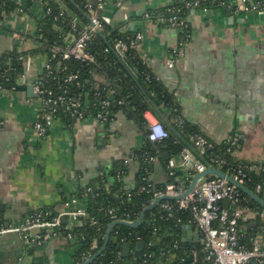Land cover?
Segmentation results:
<instances>
[{"label":"crops","instance_id":"crops-1","mask_svg":"<svg viewBox=\"0 0 264 264\" xmlns=\"http://www.w3.org/2000/svg\"><path fill=\"white\" fill-rule=\"evenodd\" d=\"M10 1L18 8L0 19V63L12 52L30 56L29 52L40 46L34 37L39 20L45 16L39 0ZM105 1V14L121 24L123 32L142 34L138 52L174 93L184 119L216 143L235 134L240 142L237 158L243 163L264 164V15L191 9L186 19L190 38L171 67L167 62L180 49V32L144 16L184 0ZM22 8L24 12L20 13ZM46 62V55H31L32 76L24 83L19 81L20 89H0L3 226L20 224L27 214L47 206L65 212L68 207L61 202L64 198L89 187L99 189L101 170H110L117 162L126 166L122 177L126 189L136 186L140 172L135 150L143 146L145 130L125 113L116 114L105 127L90 116L71 126L56 121L45 137L36 135L34 125L41 104L24 88L33 83ZM95 78L104 81L102 75ZM147 118L157 117L147 111ZM167 170L162 162L152 164L149 178L155 187L163 188L168 183ZM184 225L193 228L184 230ZM178 230L182 243H201L195 225L179 223ZM70 240L59 237L32 245L17 233L0 235V264H74L78 246ZM186 261L192 262L191 255Z\"/></svg>","mask_w":264,"mask_h":264},{"label":"trees","instance_id":"trees-1","mask_svg":"<svg viewBox=\"0 0 264 264\" xmlns=\"http://www.w3.org/2000/svg\"><path fill=\"white\" fill-rule=\"evenodd\" d=\"M33 1L38 0H30V3ZM39 1L43 4L45 16L39 20L34 38L40 46L29 53L31 55L42 54L52 58L55 54L52 52L54 47L66 48L65 38L72 32L73 16L77 17L80 22L87 23L88 19L84 7L86 0H59L64 3L66 9L61 7L57 0ZM256 1L261 2L264 6V0ZM224 2L227 7L221 3H214L211 7L222 9L228 15L246 13L241 10L238 11L237 7L233 6V0H224ZM17 8L13 1L0 0V19L3 14H10ZM188 12L185 3L180 1L155 13L147 14L152 20L161 16L169 18L173 15L186 20ZM77 26L80 27L79 24ZM128 33L106 28L103 32L98 33L88 45V50L96 57L95 64L71 60L65 62L66 71L45 72L41 76L44 78L45 88L53 90L57 95L63 94V89L66 90L65 86L68 87L65 96L68 99L79 98L81 100V110L85 117L96 116L102 109V102L111 98L108 121L102 126H108L115 119L116 114L122 112L129 118L136 120L140 127L145 130L144 144L135 150L136 160L140 164V172L133 189L125 188L122 177L127 169L126 166L121 165V162H117L110 170H101V174L97 178L101 183L99 189L90 187L82 189L75 195L61 201L65 205L72 198H75L80 202V206L88 211V216L83 219L81 226L67 229V224L63 222L57 231L63 238L71 234V240H74L78 246L73 255L74 264H85L103 247L105 234L110 225L119 220L136 221L143 211L153 204L154 193L161 188L155 187L149 178L152 169L150 162L152 157H158L168 169L169 161L172 158L181 156L186 148H193L194 139L203 136L214 144V148L208 152L211 158L199 157L204 162L217 167L215 161L223 160L225 165L221 166V170L231 176L239 168L247 169L250 165L256 164L243 163L237 158L240 142L236 146H231L228 140L216 143L199 129L190 125L182 116L174 93L167 89L154 75L137 48L129 49L125 53L116 52L113 47L114 40L127 39ZM179 35L180 40L186 44L190 38L189 26L183 29ZM27 55V52L15 51L0 63V86L3 89L7 85H11L12 88L17 87L24 72V64L20 60V56L25 57ZM60 55L61 51L57 52L52 59L53 67L61 60ZM6 70H8L7 74L10 78L8 81H5L4 78ZM70 72L77 73L80 79L78 82L65 84L64 80L67 73ZM97 74L102 75L108 84L96 80ZM111 90L115 91L113 95L110 94ZM147 111H153L164 124L169 133L167 139L158 143H152L147 139L148 125L145 119ZM56 118L67 126H71L75 122V118L63 107H59ZM179 119L182 122H178ZM234 135L232 134L231 137ZM165 153L169 154L168 160H165ZM256 165L263 166L264 169V164ZM193 175V171H177L175 175L169 177V182L183 184L188 188ZM257 184L263 185V190L259 193L256 192ZM244 186L264 200V171H249ZM141 187H145V190L141 191ZM246 199L247 202L243 203L242 206L257 212L258 217L240 220V231L245 239L257 235L264 237V219L261 218L264 208L248 195H246ZM162 203L175 206L171 216L162 210ZM55 208L56 206H47L32 211L27 214L26 218L37 215L52 219L60 213ZM190 218L191 212L189 210H180L177 208L175 200L165 199L157 207L146 212L144 221L138 228L125 225L115 226L105 250L91 264H194L193 260L191 263L186 261L187 256L191 255L193 251L199 252L200 260L196 264H203L205 254L202 243L195 246L187 245L182 243L179 237V223ZM140 241L146 243V246L143 255L137 256L135 247ZM126 243L132 245V252L128 257H123L122 248Z\"/></svg>","mask_w":264,"mask_h":264},{"label":"built area","instance_id":"built-area-1","mask_svg":"<svg viewBox=\"0 0 264 264\" xmlns=\"http://www.w3.org/2000/svg\"><path fill=\"white\" fill-rule=\"evenodd\" d=\"M183 2L188 11L191 9H201L205 13L214 9L211 7L214 3H221V5L227 7L224 0H184ZM105 3V0L85 2L84 7L88 19L87 23H82L77 17L73 16V22L71 24L72 32L65 38L66 48L54 47L52 49V52L55 54L61 51V60L53 67L51 62L55 54L52 58L47 56V62L42 72L35 77L33 94L41 104V112L38 122L34 125V130L39 138L45 137L56 121H60L56 118L59 107L65 108V111L69 112L75 118V122L86 118L84 112L81 110V100L79 98L68 99L65 96L68 87L65 86L66 90L63 89V94L57 95L53 90L45 88L44 78L41 76L45 72L66 71L67 67L65 62L71 60L86 64L96 63V57L88 50V45L93 41L95 36L103 32L106 28H113L122 32L121 24H117L112 16L105 14ZM208 4L210 6H207ZM233 6L237 7L238 11L241 10L246 13L264 15V6L256 0H233ZM229 7H232V5H229ZM23 12V8L20 9V13ZM144 17L150 19L148 14ZM154 21H157L167 28L176 29L179 32H182L183 29L188 27L187 21L179 18L177 15L169 18L161 16ZM78 24L80 27L77 26ZM128 35L127 39L114 40L113 47L117 53H125L129 49L139 48L143 39L142 34L134 32L128 33ZM184 45L185 43L180 41V49L174 51L173 56L167 62L169 66H174L176 57L182 54V47ZM20 60L24 64V72L21 78L26 80L32 76L31 55L25 57L20 56ZM7 71H5L4 75L5 81L10 80ZM79 79L80 76L77 73L70 72L67 73L64 83L71 84L78 82ZM103 80V83L108 84L105 78ZM0 89L3 88L0 86ZM114 93L115 91H110L111 95ZM110 107L111 98H107L102 102L100 112L94 116L100 124L108 121ZM178 122H182V120L179 119ZM147 125V139L150 142L158 143L169 137L168 131L159 119L147 118ZM228 142L231 146L238 145V136L234 135L228 139ZM213 148L214 144L205 137H196L193 148H186L181 156L174 157L169 161L168 176L175 175L177 171H193L194 175L192 178H194L209 166L221 170V166L225 165L223 160H213L217 163V167H215L199 158L203 156L211 158L208 152ZM150 162L154 164L161 161L158 157H152ZM249 171L261 172L264 169L263 166L252 164L247 169L239 168L233 173V176L225 173L244 185ZM187 189L183 184L168 181L163 188L158 189L154 193V201L161 197H170L176 201L178 209L189 210L191 212V218L185 220L184 223L193 224L199 230L203 252L205 254L203 264H264V237L257 235L245 239L240 231V220L255 219L258 217L257 212L242 206L243 203L247 202L246 195L243 191L226 179L213 176L200 180L190 194L180 198ZM140 190L144 191L145 187H141ZM262 190L263 185L257 184L256 192L259 193ZM226 201L230 202L229 205H225ZM65 205L68 209L65 212H60L52 219L31 215L25 218L20 224L1 225L0 235L17 233L22 235L28 244L32 245H39L51 239L59 238L61 235L57 231L61 228L64 218H73L81 221L83 224V219L88 216V211L80 206V202L75 198ZM161 208L171 216L175 206L169 203H162ZM261 218L264 219V213L261 214ZM119 221L134 222L128 220ZM66 224L67 229H72L68 223ZM33 232L36 233L34 234ZM65 238L67 240L72 239V236L68 234ZM191 257L194 264L200 260L198 251H193Z\"/></svg>","mask_w":264,"mask_h":264},{"label":"water","instance_id":"water-1","mask_svg":"<svg viewBox=\"0 0 264 264\" xmlns=\"http://www.w3.org/2000/svg\"><path fill=\"white\" fill-rule=\"evenodd\" d=\"M21 83H24V79L20 78L19 80ZM19 83V82H18ZM6 88H12L11 85H7L5 86ZM17 89H20L19 84L17 86ZM27 91V94L29 97H33V83L29 84L26 88H24ZM165 160L169 159V154L165 153L164 155ZM218 177V178H222V179H226L228 182H230L231 184L237 186L241 191H243L246 195H248L252 200H254L257 204H259L260 206H262L264 208V200L258 196L255 192L249 190L247 187H245L244 185L240 184L239 182H237L236 180H234L232 177H230L228 174H226L224 171L216 169L212 166H209L205 171L198 173L192 180L191 184L189 185L188 189L185 191V193L180 196V198L190 194L192 192V190L197 186L198 182L202 179H205L207 177ZM165 199H169L172 200L173 198L170 197H161L158 198L154 201V203L147 207L143 213L141 214L140 218L134 222H126V221H116L114 222L112 225H110V227L107 229L106 234H105V241H104V245L103 247L94 255L92 256L90 259H88L85 264H91L99 255H101L103 253V251L105 250L109 239H110V234L113 230V228L117 225H125L131 228H138L141 224L142 221L145 218V214L147 211H150L152 209H154L161 201L165 200ZM229 201L225 202V205H229ZM64 222L68 223L70 225L71 228H75V227H79L81 226V221L79 220H75L73 218H64ZM182 228L184 230L186 229H191L192 230V226H182ZM198 232V230L196 231ZM183 235H186V232H183ZM138 237H140V234H138ZM199 237H196V240H198ZM146 246V243L140 241L137 243L136 247H135V254L137 256H142L144 253V248ZM132 250V245L129 243H126L123 245L122 248V256L123 257H128L130 255V252ZM257 264V263H254Z\"/></svg>","mask_w":264,"mask_h":264}]
</instances>
